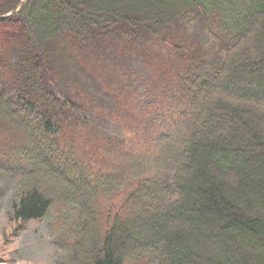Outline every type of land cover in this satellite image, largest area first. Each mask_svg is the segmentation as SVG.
Segmentation results:
<instances>
[{"label": "trees", "instance_id": "1", "mask_svg": "<svg viewBox=\"0 0 264 264\" xmlns=\"http://www.w3.org/2000/svg\"><path fill=\"white\" fill-rule=\"evenodd\" d=\"M19 1L0 0V15ZM6 21L19 26L21 47L1 110L30 139L8 213L13 234L60 204L78 209L74 264L149 254L158 264H264V0H28ZM194 21L229 46L216 69L180 58L192 120L170 178L139 180L118 210L100 205V186L108 198L119 171L108 186L105 175L61 152L58 134L86 113L47 90L45 44L110 28L121 42L166 43Z\"/></svg>", "mask_w": 264, "mask_h": 264}, {"label": "rangeland", "instance_id": "2", "mask_svg": "<svg viewBox=\"0 0 264 264\" xmlns=\"http://www.w3.org/2000/svg\"><path fill=\"white\" fill-rule=\"evenodd\" d=\"M185 27L180 25L178 40L166 43L153 37L138 44L121 42L110 28L92 39L56 34L43 48L47 90L86 113L58 134L61 152L105 175L108 186L113 183L110 175L119 171L108 198L99 188L102 206L118 210L139 180L170 178L165 173L178 157L192 120L180 58L192 57L216 69L229 46L201 21ZM173 45L181 47L183 57L173 52ZM20 47L19 26L0 22V96L12 94L11 71ZM28 138L0 105V264H74L77 208L53 204L43 219L13 234L17 224L8 213ZM149 255L126 264H158Z\"/></svg>", "mask_w": 264, "mask_h": 264}, {"label": "water", "instance_id": "3", "mask_svg": "<svg viewBox=\"0 0 264 264\" xmlns=\"http://www.w3.org/2000/svg\"><path fill=\"white\" fill-rule=\"evenodd\" d=\"M25 3V1L19 2L18 5L15 7V9H13L8 15L5 16H0V20H4L8 17H10L11 15H13L14 13H16V11Z\"/></svg>", "mask_w": 264, "mask_h": 264}]
</instances>
